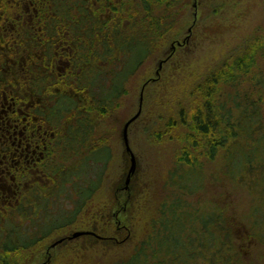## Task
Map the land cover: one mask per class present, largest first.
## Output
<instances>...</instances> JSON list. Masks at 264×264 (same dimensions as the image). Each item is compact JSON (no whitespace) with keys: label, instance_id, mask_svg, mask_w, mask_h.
<instances>
[{"label":"rangeland","instance_id":"rangeland-1","mask_svg":"<svg viewBox=\"0 0 264 264\" xmlns=\"http://www.w3.org/2000/svg\"><path fill=\"white\" fill-rule=\"evenodd\" d=\"M163 4L164 0L153 4L149 17L139 0L126 2L119 6L122 11L116 12L117 18H124L121 23L128 31L138 26L139 30L148 31L149 23L161 20L169 34L156 40L150 54L147 48L139 45L122 53L127 58L128 71L134 70L140 60L144 63L126 84L127 95L120 100L117 109L98 121L99 133L92 143L106 144L111 149L112 159L96 197L76 226L52 235L41 247L12 257L13 264H117L128 258L138 243L149 240L154 233L153 223L158 221V210L177 190L169 180L171 171L188 169L179 164L183 148L181 138H185L186 131L177 126L181 105L197 98L187 92L193 90L197 81L226 61L231 63L250 47L257 48L251 71L242 79L240 87L228 90L225 86L221 92L234 97L239 91L242 96L260 100L264 124V0H177L168 9ZM131 15L134 19H130ZM224 98L220 97V101ZM137 114H140L138 119L128 130L129 146L137 168L130 189L124 190L131 154L127 151L123 132L128 121ZM251 144L243 159L240 151L235 154L230 161L234 166L230 169L225 167L228 162L223 152L214 161L201 157L206 177L203 188L192 197L185 189L180 194L194 208L200 206L208 210L216 205L224 209L226 216H235L231 221L238 225L233 235L234 245L242 247L240 264H264V217L261 216L262 221L252 219L253 210H264V139L259 136ZM254 156L257 159L252 164L248 157ZM79 160L69 166L76 167ZM101 207H106L107 213L111 209L109 217L118 233L107 239L95 231L100 228L94 215L102 218L98 215ZM12 209V206H5L0 209V215L9 214ZM254 224L262 226L253 232ZM86 230L97 237L76 238L52 247L63 236Z\"/></svg>","mask_w":264,"mask_h":264},{"label":"trees","instance_id":"trees-1","mask_svg":"<svg viewBox=\"0 0 264 264\" xmlns=\"http://www.w3.org/2000/svg\"><path fill=\"white\" fill-rule=\"evenodd\" d=\"M131 1L123 0L118 3L113 0H102V10L104 12L107 8L120 13L122 8L119 6ZM139 1L145 5L148 17L152 11V5L159 2V0ZM164 1L163 5H166L168 9L173 7L177 0ZM131 18L134 19V15H131ZM121 20L124 18H117L113 33L107 34L104 42L107 46V54H103V62L109 57L117 59L118 72L115 78L116 84L110 91L106 90L105 85L108 77L105 73L102 74L101 116L112 113L110 109H113L115 105L118 106L120 100L126 97V84L144 63L140 60L134 70L128 71L127 58L122 53L127 48L130 50L132 46L139 45L147 48V54H150L155 49L156 40L162 38L164 34H169L168 30H164L161 20L149 23L148 31L139 30L137 25V28L129 29L130 33L123 28ZM149 34H151L150 37ZM110 42H113L111 48ZM256 52V47L248 48L244 53L236 56L231 63L226 61L222 67L216 68L207 77L197 81L193 90L187 92V95L197 96V98L190 104L181 105L177 126L186 131L185 138L180 137L183 148L179 164L188 166V169L176 168L171 171L169 180L177 190H174L173 195L169 196L158 210V221L153 223V235L149 240L138 243L133 253L117 264L241 263L242 247L234 245L233 230L238 225L236 226L231 218L235 216H226L224 209L216 205L208 210L200 206L194 208L185 202L180 192L184 189L188 190L186 194L192 197L203 188L206 177L202 169L203 163L200 162L201 157L205 161H214L223 152L228 162L225 167L227 169L229 166L228 169H230L234 166L230 161L234 160L238 151L243 159L252 147L251 143L257 141V137L264 139L263 109L260 100L249 98L247 95L242 96L239 91L234 97L232 94L221 92L225 86L228 90L240 87L242 79L251 71L255 63ZM91 93L97 96L93 83H91ZM220 97L225 98L220 101ZM244 128H246L245 131ZM76 138L79 140L80 136L76 135ZM76 138L74 137V140L70 142V158L73 152L80 155L84 149L87 150L86 155L82 157L77 169L62 174L57 183L58 188L54 189L48 198H38L41 212L35 223L18 221L14 209L9 214L0 215V264H13L12 257L41 247L52 238V235L76 226L81 215L93 202L104 181L112 152L104 143L93 147L88 145V135L81 141ZM256 159L255 156L248 157L252 164ZM262 164L264 165V162ZM228 175H231L229 170ZM65 201L69 203L66 204ZM51 203L57 206L56 211L50 210ZM105 208L101 207L98 212L99 217H102L99 219L101 224H96L100 230L95 229L103 239L117 233L109 217L111 209L107 213ZM252 215V219L255 217L262 221L264 210L255 209ZM95 217L96 215L94 219L98 220ZM4 218L5 222L2 223ZM261 226V224H254L253 232Z\"/></svg>","mask_w":264,"mask_h":264},{"label":"flooded vegetation","instance_id":"flooded-vegetation-1","mask_svg":"<svg viewBox=\"0 0 264 264\" xmlns=\"http://www.w3.org/2000/svg\"><path fill=\"white\" fill-rule=\"evenodd\" d=\"M90 1L0 0V209L12 206L22 223L34 224L38 198H48L62 174L81 164L87 150L70 158L74 137L88 135V145H96L102 74L106 90L116 84L117 59L103 62V54L117 11Z\"/></svg>","mask_w":264,"mask_h":264},{"label":"water","instance_id":"water-1","mask_svg":"<svg viewBox=\"0 0 264 264\" xmlns=\"http://www.w3.org/2000/svg\"><path fill=\"white\" fill-rule=\"evenodd\" d=\"M139 115L140 114H137L134 118H132L130 121H128V123L124 127L123 135H124L126 148H127V151L130 152V154H131V168H130L128 174H127L124 190H129L130 189V184H131L132 177L136 173L137 164H136L135 156L132 153L131 148L129 146L128 130H129V127L131 126V124L138 119ZM85 235H93V233H90V232H77L73 236L70 237V240H73V239H76L78 237L85 236ZM64 240L65 239L58 241L52 247H56L57 245L63 243Z\"/></svg>","mask_w":264,"mask_h":264}]
</instances>
